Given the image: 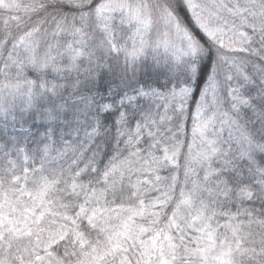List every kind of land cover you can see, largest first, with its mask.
<instances>
[{
  "label": "snow or ice",
  "instance_id": "obj_1",
  "mask_svg": "<svg viewBox=\"0 0 264 264\" xmlns=\"http://www.w3.org/2000/svg\"><path fill=\"white\" fill-rule=\"evenodd\" d=\"M0 264H264V0H0Z\"/></svg>",
  "mask_w": 264,
  "mask_h": 264
}]
</instances>
